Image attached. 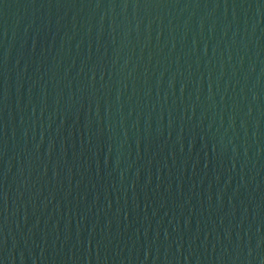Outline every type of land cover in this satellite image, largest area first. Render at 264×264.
Segmentation results:
<instances>
[{
	"label": "water",
	"instance_id": "95a60500",
	"mask_svg": "<svg viewBox=\"0 0 264 264\" xmlns=\"http://www.w3.org/2000/svg\"><path fill=\"white\" fill-rule=\"evenodd\" d=\"M0 264H264V0H0Z\"/></svg>",
	"mask_w": 264,
	"mask_h": 264
}]
</instances>
